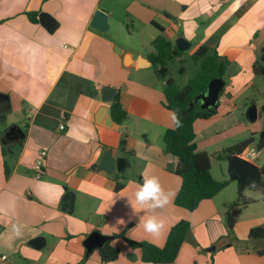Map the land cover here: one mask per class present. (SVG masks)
Wrapping results in <instances>:
<instances>
[{
  "label": "crops",
  "instance_id": "0c3cea01",
  "mask_svg": "<svg viewBox=\"0 0 264 264\" xmlns=\"http://www.w3.org/2000/svg\"><path fill=\"white\" fill-rule=\"evenodd\" d=\"M118 5L125 11L123 19L133 24L131 37L140 42L123 47L120 55L115 52L117 37L110 34L114 21L122 23ZM100 10L108 19L104 33L92 27ZM27 13H38V22L32 23ZM160 36L183 56L190 53L191 58L208 46L229 62L218 102L223 106L213 118L195 123L197 133L198 127L205 130L223 116L228 85L251 88L259 96L264 92V0H0V254L13 258L22 253L26 262L41 260L40 264H105L100 252L110 245L121 254L109 264H146L140 251L124 240L119 247L112 245L114 237L132 225L133 240L165 246L176 224L172 204L160 210L168 230L152 240L139 234L135 217L129 220L126 203L146 171L176 195L182 184L172 173L178 159L159 146L175 127L173 112L165 105L166 84L148 61ZM114 94L129 114L123 125L111 117ZM260 117L258 106L247 109L248 121ZM13 126L15 139L5 142ZM41 150H47L48 158L46 175L38 181L34 163ZM250 151L251 147L240 157L261 169V156L249 157ZM107 153L113 159L125 158L130 167L123 173L100 170ZM116 196L120 198L110 210L100 214ZM214 199L203 201L192 213L174 206L184 219L204 209L201 222L212 225L204 227V241L190 233L173 264H264V255L246 250L245 244L250 231L264 225V216L255 223L242 222V214L230 233L231 205L221 215ZM120 218L126 221L124 226L116 225ZM113 225L118 231H112ZM94 233L112 239L103 249L89 252L87 240ZM37 238L42 239L38 248L31 246ZM255 245L264 248L262 242Z\"/></svg>",
  "mask_w": 264,
  "mask_h": 264
},
{
  "label": "trees",
  "instance_id": "16d2710c",
  "mask_svg": "<svg viewBox=\"0 0 264 264\" xmlns=\"http://www.w3.org/2000/svg\"><path fill=\"white\" fill-rule=\"evenodd\" d=\"M26 15L32 23L38 22V13H27ZM153 45L156 53L150 55L148 61L152 65L156 77L166 84L164 95L167 109L177 114L182 122V127L168 130L163 137L166 152L178 159V166L174 173L182 181L174 205L192 213L199 208L203 201L214 199L229 186L228 182H219L212 176L211 156L206 152L199 151L194 129L198 120H209L216 116L219 104L209 110H202L200 103H196L193 108H190L197 96L207 92L208 85L212 80L225 79L229 62L219 56L217 49L208 46L200 47L191 57L193 63L199 65V71L189 80L186 87L180 88L170 75L173 66L183 57V54L170 41L161 36L154 40ZM255 73L260 75L261 70L256 68ZM111 117L117 125H123L128 121L129 114L124 109L119 95L111 106ZM253 143L254 139L250 138L227 149L224 154L228 158L235 155L240 156ZM125 145L126 141L122 143V149ZM260 170L261 183L253 189L259 190L264 197V166ZM10 173V170L6 169V178L10 177ZM138 181L142 183L141 178ZM119 189L121 186H118L117 190ZM247 205L248 203L242 201L233 203L229 207L227 224L230 233L233 232ZM134 229L135 226L132 225L116 237L124 240L133 250L140 251L143 263L173 264L190 235L192 226L186 220L173 226L163 248L149 242L134 241L131 238ZM259 242L264 243V225L250 231L249 239L245 243L246 250L251 249L263 256L264 248L258 250L255 245ZM120 254L119 248L109 245L100 252L101 261L105 264L113 263L119 259Z\"/></svg>",
  "mask_w": 264,
  "mask_h": 264
},
{
  "label": "rangeland",
  "instance_id": "374dc122",
  "mask_svg": "<svg viewBox=\"0 0 264 264\" xmlns=\"http://www.w3.org/2000/svg\"><path fill=\"white\" fill-rule=\"evenodd\" d=\"M117 12L122 19V23L120 21H114V25L110 33L117 37L118 42L116 47L123 49V47L127 46H139V39L136 36L131 37L130 35H135L133 34V24L131 21H126L123 19L126 15L124 9L120 5H118ZM183 67L185 68V71ZM198 71L199 68L193 63L192 59L190 58V53H188L183 56V60L179 59L176 62V64L173 66V69L171 70L170 77L175 81L178 87L184 88L188 84L189 80L192 79ZM150 76L151 75L147 76V82H149V79L152 78ZM228 77L229 76L227 74L225 79H228ZM160 84H163V82ZM254 92L256 93V91H252L251 88L246 90L239 88L238 86L236 88H232L231 85H228V88L225 91V95H227L225 96L227 98V104H225L223 107V116L219 117L221 119L211 123L205 130L198 127V133L196 131L195 133L196 137H198L197 144L199 151L207 152L211 156L212 176L219 182H228L230 184V186H228L224 191L215 197L213 202L217 210L222 215L224 212H227L228 205L244 201L245 203H248V205L243 209V216L241 220L242 222L253 221L255 223L264 216V199L261 196V192L254 190L250 185H247L242 189L240 188L239 181L234 179L229 172L228 157L224 154L227 149L236 146L250 138H253L254 143L251 145L249 157L256 158L259 155L261 156V159L258 160V163L262 165L264 163V115L262 113L264 97L261 95L264 94V92H259L260 96L254 94ZM219 105L223 106L221 101ZM251 106H258L261 115V117L253 123L246 119L247 109H249ZM5 123L6 122H4L3 125L4 127H6ZM159 146L160 148H163L164 144L161 142ZM172 173H174V171ZM133 176L136 177V174ZM172 206L174 210H176L174 203H172ZM174 210H172L171 215L172 221L176 224L182 220L190 222L192 226V235H196L199 241H204V227L206 224L208 226L212 225L211 222H205L202 224L201 221L204 219V209H201V211H199V213H197V215H195L193 218L186 219L181 217L182 213L180 211L175 212ZM166 211L168 212V208ZM138 232L141 236L145 235L141 228ZM114 238L116 239L112 240L113 246L118 245L119 247L121 244H125L121 238ZM127 248L129 251H131L130 247ZM213 248L214 247H207L209 251H213ZM24 257L25 256L22 253H17L13 258L9 257L10 264L41 263V260L39 262H26Z\"/></svg>",
  "mask_w": 264,
  "mask_h": 264
},
{
  "label": "water",
  "instance_id": "95a60500",
  "mask_svg": "<svg viewBox=\"0 0 264 264\" xmlns=\"http://www.w3.org/2000/svg\"><path fill=\"white\" fill-rule=\"evenodd\" d=\"M107 16L104 10H100L95 14L94 20L92 22V27L99 32L104 33L107 30ZM115 52L120 55L122 53V49L116 48ZM130 57L128 55L125 56V62L128 64V59ZM225 85V81L223 79H214L208 85V90L206 93L197 96L194 102L191 104L190 108H193L196 103L201 104L202 110H209L210 108H214L218 105L220 94L223 91ZM116 94H114V98L112 101L115 102ZM252 113L256 117V109L253 108ZM252 118V116H250ZM16 132V127L13 128L6 134L4 140L5 142H9L14 140L15 136L13 135ZM229 161V172L234 179H237L240 183V188H244L247 185H250L252 188H256L261 183L262 175L261 170L255 164L243 159L240 156H231L228 158ZM130 165L128 161L119 157L117 159H113L111 153H107L103 159V163L100 170H104L109 174H112L115 169L119 173H123L129 168ZM112 238L101 237L98 233L92 234L87 240V245L89 248V252H91L96 247L103 249L105 244L109 242ZM40 243H42L41 238H37L31 242V246L36 248L40 247ZM214 250V248H213Z\"/></svg>",
  "mask_w": 264,
  "mask_h": 264
},
{
  "label": "clouds",
  "instance_id": "9594fccd",
  "mask_svg": "<svg viewBox=\"0 0 264 264\" xmlns=\"http://www.w3.org/2000/svg\"><path fill=\"white\" fill-rule=\"evenodd\" d=\"M171 120L176 128L182 127L177 114L172 113ZM175 196L174 191L165 189L157 175L146 171L142 175V183H136L131 197H126V203L131 210L129 220L135 217L138 226L146 236L152 240L160 239L169 228L168 220L160 215V210L172 204ZM118 198L120 197L116 196L109 207L102 208L100 214L104 215L109 211ZM125 224L126 221L122 218L116 221V225L124 226ZM13 227L19 233L17 226ZM109 227L112 231H118L115 225Z\"/></svg>",
  "mask_w": 264,
  "mask_h": 264
},
{
  "label": "built area",
  "instance_id": "2783aa9c",
  "mask_svg": "<svg viewBox=\"0 0 264 264\" xmlns=\"http://www.w3.org/2000/svg\"><path fill=\"white\" fill-rule=\"evenodd\" d=\"M61 130H64L65 127L61 126ZM48 158L47 150H41L38 153V156L34 163L35 178L38 181H41L46 175V162ZM0 264H10V259L6 254H0Z\"/></svg>",
  "mask_w": 264,
  "mask_h": 264
},
{
  "label": "bare ground",
  "instance_id": "6f19581e",
  "mask_svg": "<svg viewBox=\"0 0 264 264\" xmlns=\"http://www.w3.org/2000/svg\"><path fill=\"white\" fill-rule=\"evenodd\" d=\"M128 61L130 62V58L128 59Z\"/></svg>",
  "mask_w": 264,
  "mask_h": 264
}]
</instances>
